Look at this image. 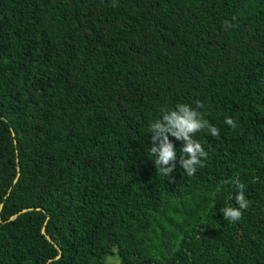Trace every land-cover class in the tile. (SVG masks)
<instances>
[{
  "label": "trees",
  "instance_id": "1",
  "mask_svg": "<svg viewBox=\"0 0 264 264\" xmlns=\"http://www.w3.org/2000/svg\"><path fill=\"white\" fill-rule=\"evenodd\" d=\"M180 103L220 134L164 177L150 124ZM109 258L264 264V0H0V264Z\"/></svg>",
  "mask_w": 264,
  "mask_h": 264
},
{
  "label": "clouds",
  "instance_id": "2",
  "mask_svg": "<svg viewBox=\"0 0 264 264\" xmlns=\"http://www.w3.org/2000/svg\"><path fill=\"white\" fill-rule=\"evenodd\" d=\"M225 123L233 129L237 126L232 118H227ZM205 130L213 137L220 134L216 126L210 124L202 113L188 104L180 103L175 109H165L161 118L153 121L149 129L151 134L149 151L155 157L153 161L157 173L164 177H171L177 167V160L188 176L194 175L198 167H203L208 153L194 137L196 133ZM170 137L182 142L179 157L176 145ZM233 183L239 190L235 195L238 206H226L221 209V212L225 220L235 223L242 218V210L250 206V201L245 197V185L239 180H234Z\"/></svg>",
  "mask_w": 264,
  "mask_h": 264
},
{
  "label": "rangeland",
  "instance_id": "3",
  "mask_svg": "<svg viewBox=\"0 0 264 264\" xmlns=\"http://www.w3.org/2000/svg\"><path fill=\"white\" fill-rule=\"evenodd\" d=\"M121 248V247H120ZM106 262H108V264H112L114 263L113 259L109 258Z\"/></svg>",
  "mask_w": 264,
  "mask_h": 264
},
{
  "label": "water",
  "instance_id": "4",
  "mask_svg": "<svg viewBox=\"0 0 264 264\" xmlns=\"http://www.w3.org/2000/svg\"><path fill=\"white\" fill-rule=\"evenodd\" d=\"M43 233V232H42Z\"/></svg>",
  "mask_w": 264,
  "mask_h": 264
}]
</instances>
